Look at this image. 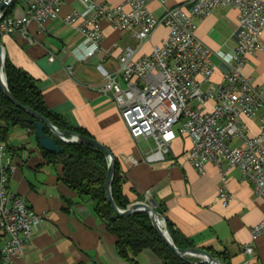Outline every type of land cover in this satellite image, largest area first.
Listing matches in <instances>:
<instances>
[{
  "label": "crops",
  "instance_id": "crops-1",
  "mask_svg": "<svg viewBox=\"0 0 264 264\" xmlns=\"http://www.w3.org/2000/svg\"><path fill=\"white\" fill-rule=\"evenodd\" d=\"M95 2L121 4V0ZM184 2L146 0V8L160 18L165 10ZM19 7L11 15H19ZM81 8L78 0H63L59 18L41 25L31 23L25 33L1 35L6 57L36 82L48 110L71 127L85 131L118 159L122 190L129 201L160 212L165 222L192 242L193 248L224 253L229 264H264V235L255 240L250 235L251 227L264 216V199L254 195L252 184L242 179L239 169L226 172L225 186L231 200L222 205L216 200L221 186L219 168L211 163L202 173L191 168L185 156L189 147L186 137L177 136L172 153L164 161L145 162L152 141L131 139L111 97L98 91L103 83L98 65L109 74H117L118 57L124 49L133 50L135 58L145 56L161 44L167 28L156 27L140 42L132 32L118 31L102 22L100 51L82 59L87 41L76 27L60 19ZM195 24L196 40L211 51L213 74L210 82L201 86L205 91L209 85L221 84L230 71L225 56L236 45L237 13L231 8H216L196 19ZM261 41L264 43V32ZM50 56L52 61L48 60ZM241 73L254 87H264V55L247 56ZM192 106L197 104L192 102ZM213 106L214 102L208 100L201 107L210 112ZM263 115L264 107L252 119H242L249 135L258 133ZM3 144L17 166L9 180V191L42 217L33 229L29 248L11 264H163L149 250L131 262L117 255L115 239L95 216L91 200L77 197L64 187L59 180L60 166L41 156L35 135L18 127L9 128ZM227 144L234 147L239 142L231 139ZM244 246H250L252 253L246 254Z\"/></svg>",
  "mask_w": 264,
  "mask_h": 264
},
{
  "label": "built area",
  "instance_id": "built-area-1",
  "mask_svg": "<svg viewBox=\"0 0 264 264\" xmlns=\"http://www.w3.org/2000/svg\"><path fill=\"white\" fill-rule=\"evenodd\" d=\"M62 1L18 0L19 15H0V36L25 33L31 23L41 25L59 18ZM78 2L81 10L60 19L76 27L87 41L82 59L100 51L102 22L115 30L132 32L140 42L156 27L167 28L161 44L145 56L135 58L133 50L124 49L118 57L117 74H109L101 65L96 67L103 78L98 91L111 97L131 139L152 141L145 162L164 161L172 153L177 136H184L189 140L185 156L191 168L198 173L208 163L219 168L221 186L216 200L222 205L231 200L225 186V175L231 168L239 169L242 179L252 184L254 195L264 199V115L253 136L242 122L264 107V87H254L241 73L247 56L264 55V1L185 0L183 5L165 10L160 18L147 10L146 0H121L117 6L95 0ZM216 8L236 11V45L225 56L230 71L222 83L203 91L201 86L210 82L213 67L211 51L196 40L195 20ZM208 100L214 102L210 112L201 107ZM1 139L0 118V264H11L29 248L33 229L42 217L9 191V180L17 166ZM231 139L239 144L229 147ZM250 235L252 240L264 235V216L251 227ZM244 252L251 254L252 248L244 246Z\"/></svg>",
  "mask_w": 264,
  "mask_h": 264
},
{
  "label": "trees",
  "instance_id": "trees-1",
  "mask_svg": "<svg viewBox=\"0 0 264 264\" xmlns=\"http://www.w3.org/2000/svg\"><path fill=\"white\" fill-rule=\"evenodd\" d=\"M18 5V0H12L10 5L3 10V16H10ZM3 71L8 90L20 105L46 118L58 130L69 131L91 138L85 131L71 127L58 114L48 110L44 105L36 82L24 71L15 67L7 57H5ZM0 118L2 143L7 137L8 129L13 127L27 130L30 134L35 135V128L28 122V115L8 102L1 92ZM44 134L51 135L47 129H44ZM55 143L62 148L63 152L61 154H53L42 150L36 141L41 156L48 163L60 166L59 180L64 187L77 197H87L91 200L95 216L105 224L107 232L114 237L116 253L120 258L131 262L142 251L149 250L163 264H190L178 258L173 250L163 243L153 230L146 214L137 213L129 216H118L113 212L105 196L108 165L105 154L85 145H68L58 140H55ZM114 159L111 195L115 206L119 210H125L134 203L129 201L123 193L124 182L120 176V163L115 156ZM156 212L162 216L160 212ZM165 226L177 249L185 250L194 247L192 242L182 237L168 222H165ZM208 253L223 264H229L224 253L214 251H208ZM190 261L197 262L193 259H190Z\"/></svg>",
  "mask_w": 264,
  "mask_h": 264
},
{
  "label": "water",
  "instance_id": "water-1",
  "mask_svg": "<svg viewBox=\"0 0 264 264\" xmlns=\"http://www.w3.org/2000/svg\"><path fill=\"white\" fill-rule=\"evenodd\" d=\"M12 0H1L0 1V15L3 13V10L10 5ZM6 53L4 48L0 44V92L3 97L10 102L17 109L23 111L28 115V122L32 124L35 128V138L38 146L46 151L53 154H61L63 152L62 148L58 147L55 143V140H58L64 144L68 145H85L92 147L103 154L106 155L108 160L107 165V174L105 181V196L108 204L112 208L113 212L118 216H129L137 213H144L148 216L151 226L158 237L163 241V243L173 252L176 256L184 261L189 262L190 264H223L221 261L213 258L206 251L197 249V248H188L185 250H180L175 247L173 244L169 233L165 226V221L163 217L160 216L155 210L151 207L136 203L132 204L125 210H119L112 199L111 195V185L114 177V163L115 159L113 154L102 144L94 140L93 138H89L86 136L78 135L69 131L58 130L54 127L46 118L38 115L32 110L20 105L10 94L5 75H4V61H5ZM44 129H47L51 135H45ZM190 259H198L197 262L190 261Z\"/></svg>",
  "mask_w": 264,
  "mask_h": 264
},
{
  "label": "rangeland",
  "instance_id": "rangeland-1",
  "mask_svg": "<svg viewBox=\"0 0 264 264\" xmlns=\"http://www.w3.org/2000/svg\"><path fill=\"white\" fill-rule=\"evenodd\" d=\"M0 44H2V42L0 41ZM17 132H21L20 130H17ZM193 260H198V259H193Z\"/></svg>",
  "mask_w": 264,
  "mask_h": 264
}]
</instances>
